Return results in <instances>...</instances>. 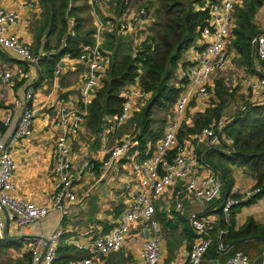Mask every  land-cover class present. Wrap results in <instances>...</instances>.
I'll list each match as a JSON object with an SVG mask.
<instances>
[{
	"label": "built area",
	"instance_id": "built-area-1",
	"mask_svg": "<svg viewBox=\"0 0 264 264\" xmlns=\"http://www.w3.org/2000/svg\"><path fill=\"white\" fill-rule=\"evenodd\" d=\"M240 1L209 0L202 6V9H207L208 17L194 41V57L184 70L186 83L181 82L179 85L181 91L172 105V114L165 121L162 136L154 146L150 141H146V150L153 147L151 155L147 157L135 148L136 141L129 135L121 138L108 151L101 161L103 172H107L122 158H128L132 164L134 177L124 185L126 202L114 223L106 231L99 230L93 235L88 244L90 255L81 262L70 260L67 264H92L93 257H106L119 251L133 226L140 222L144 223L149 231L142 243L140 258L143 264H160L161 225L156 217L155 201L164 193L173 190L171 193L173 204L176 210H181L186 196L191 201L206 203L219 197L221 181L217 173L206 163L200 165L195 154L178 146V133L190 99L198 96L210 100L212 93L209 87L210 79L228 69L233 62L234 51L227 46L232 28L235 26V8ZM90 2L99 8L105 7L103 0H90ZM128 3L129 0H124L127 10ZM153 16L151 10L139 7L131 10L128 18L124 13L106 21L100 19L97 21L92 42L79 44L77 58L82 62L86 73L81 86L82 96L75 108L62 106L60 115L56 119L55 125L61 129V133L55 137L51 152L49 175L52 191L43 203L18 197L13 180L16 163L11 149L22 139L29 137L33 131L34 110L30 102L34 96V88L31 81L25 86L23 96L13 99L12 104L17 114L16 121L12 124L11 117L9 115L5 117L3 123L6 130L0 138V240L5 238L7 223L22 227L39 222L51 210H58L61 215L68 213V208L76 200L74 186L94 167L93 162L86 160L75 173L72 172L70 137L78 136L82 129L87 104L99 87L110 63L109 51L102 46V34L107 31L125 36L131 30L139 32L150 25ZM17 19L18 13L15 10L0 5V48L8 51L14 58L36 65L37 58L31 45L8 31L9 26L15 24ZM74 24V18L70 17L68 19L70 35H75ZM250 47L252 55L264 64V31H258L251 37ZM59 69L57 66L56 74L59 73ZM13 75L10 70L0 71V82H9ZM23 78H29L28 73H24ZM248 86L253 93L260 96L261 101H264V71L251 79ZM125 90H127L126 99L122 103L120 113L111 117L103 130L105 138L130 120L137 103L144 104L150 97L149 92H144L140 88L138 81L126 86ZM209 105L208 103L207 106ZM229 121L224 116L212 118L210 123L200 130L199 137L205 139L210 147L224 144L227 146L224 151H231L229 146L232 139L225 131ZM177 184L179 187L174 188ZM257 191V188L232 191L223 203V214L226 216L232 205L245 202ZM187 220L193 239L187 253L186 264H201L204 254L212 243L209 231L218 227L219 217L213 213L192 212ZM65 232L64 228L59 227L48 234L30 237V257L27 264H53L58 257V242ZM219 233L220 236L225 235L227 230L220 229ZM228 247L220 239L217 252L226 251ZM83 248L78 246L79 250ZM225 264L251 263L249 256L239 250L231 254ZM259 264H264V256L261 257Z\"/></svg>",
	"mask_w": 264,
	"mask_h": 264
},
{
	"label": "crops",
	"instance_id": "crops-1",
	"mask_svg": "<svg viewBox=\"0 0 264 264\" xmlns=\"http://www.w3.org/2000/svg\"><path fill=\"white\" fill-rule=\"evenodd\" d=\"M103 1L106 7V1L108 0ZM136 1L138 0H129L128 10L124 6L122 12L118 14L115 12L116 0H112L111 2L113 13H107L103 7H100L103 14H108L107 17H104V21L124 13L128 18L131 10L139 8L138 5L134 3ZM86 2L88 5V12L90 11L92 15L93 27L95 29L97 21L103 19V17H101L99 12L94 11V7L96 6H94L90 0H86ZM139 2L142 3V0H139ZM29 4H31V6ZM0 5L5 8L13 9L18 13L16 23L10 25L8 31L28 42L37 58V64L32 65L24 60L12 57L8 51L0 48V71L10 70L14 74L9 82H0V138L6 130V126L3 123L5 117L9 115L12 119V124L16 121L17 114L16 108L12 104L13 99L22 97L25 86L31 81L34 88V96L30 102L34 110L33 131L29 137L22 139L11 149V154L16 163L13 180L16 187V195L18 197L32 200L37 203H43L47 200L52 191V181L49 175V168L52 160L51 152L55 137L61 133V129L55 125V122L60 115L62 106L75 108L80 103L82 96L81 86L86 75L85 68L77 57L73 58L69 54H65L56 65V67L58 66L60 68L58 74L55 73L56 68L51 74L49 70L45 69L42 59L54 54L55 50H45L42 43L36 47V25L39 23L41 14L39 13V16L36 17L37 23L35 22L36 24H32L31 12H35L37 7L41 10L39 0H0ZM152 19L153 21L149 22L150 25L147 26L152 27L153 24L155 25V17L153 16ZM253 22L258 27L259 31H264V4L257 10ZM128 34L134 45H136L138 43V39L136 38L137 32L131 30L128 31ZM102 37L103 40H105V34H102ZM49 40L50 45H54L55 38L51 37ZM52 40H54V43ZM194 43L183 53L178 68L175 70L171 80L172 83L173 79H176L173 83L175 87H180L179 85L182 81L183 84L186 83L184 70L187 63L192 61L194 57ZM103 44L104 41L102 46ZM237 55L241 56L237 53L234 55V58L237 57ZM243 65L246 69H249L251 73L246 80H238L235 79V75H231L232 83H230V86L232 87L230 88L236 87L238 89L236 92V102L242 103L243 101V104L247 101L250 103L264 102L261 101L260 96L253 93L248 86L251 79L255 78L259 72L264 71L263 62L252 55L250 65ZM24 73H28L29 78H23ZM217 78H222L228 88L226 79L228 77L214 75L209 81V87L212 92L210 100L198 96L192 97L189 101L185 116L182 118L181 126H183V124L186 127H191L193 125L194 120L190 123L185 121L187 112H202L211 106V98H213V100L215 98L214 80ZM228 90L231 89L228 88ZM208 103L210 104L209 106H207ZM229 105L233 108V100H229ZM141 106L142 104L140 103L136 104L135 111L131 118ZM172 108L171 106L170 114H172ZM153 118L152 115L151 129L157 132L160 131L161 137L165 127V121L168 117L164 120L163 125H157V122ZM109 120H111V117H107L105 127ZM84 127L83 125L78 136L70 137L72 144V172L75 173L86 160L93 162L94 167L92 171H88L83 175L81 181L74 186L76 200L70 205L68 213L65 215H61V212L58 210H51L37 223H31L22 227H15L11 223H7L5 241L2 240L4 243H0V264H27L30 257V237L39 234H48L59 227L64 228L66 232L60 238L58 248L60 245L71 247V256L68 261L77 260L81 262L82 259L90 255L88 244L93 238V235L98 233L99 230L106 231L114 223L117 214L121 211L126 202V189L124 185L133 179L134 173L132 172V164L128 158H122L113 167L108 169L107 172H103L101 161L121 138L129 134L122 133L120 135L119 130L121 126L112 135L106 138L103 135L105 127L98 134L86 131L91 136V140H93L89 144L86 141L80 140V134ZM160 137L156 141H158ZM178 146L196 156L199 148L209 147L206 140L199 137V132L187 134L181 141L178 140ZM90 148H92V150ZM202 163L205 162L200 161V165H202ZM230 168L233 179L231 192L249 190L254 187L256 181L245 166L230 165ZM177 187H179L178 184L174 188ZM172 191L170 190L164 193L155 201L156 213L158 212V214H160L164 211L168 219H172L171 210H176L172 201ZM221 194L222 189H220L219 197ZM212 203L213 201L207 203L191 201L189 197L186 196L183 199V208L176 211L181 213L185 219H187L192 212L203 214L213 213L219 217L215 212L217 207H211ZM249 217H252L260 224H264V196L252 204L242 206L238 210L235 215V228L241 226ZM157 219L159 220V218ZM159 222L161 225L160 264H186L187 253L190 249L192 240H188L187 235L181 227L171 229L165 227L161 220H159ZM145 228V224L140 222L135 224L128 234L122 247L124 256L127 258L125 264H143L140 258V250L145 238L143 233ZM219 231L220 228L218 227L211 229L209 231L210 236L213 238L212 233H214V236H216L218 240L222 239ZM5 245L8 246L3 247ZM79 245L84 247L83 250L78 249ZM217 253L218 255L211 257L206 251L201 264H225L229 255H227L226 251ZM108 256L93 257L92 264H103ZM58 258L59 254L56 259Z\"/></svg>",
	"mask_w": 264,
	"mask_h": 264
},
{
	"label": "trees",
	"instance_id": "trees-1",
	"mask_svg": "<svg viewBox=\"0 0 264 264\" xmlns=\"http://www.w3.org/2000/svg\"><path fill=\"white\" fill-rule=\"evenodd\" d=\"M206 1L209 0H156L154 15L161 17L162 21L136 45L132 40H126L116 32L107 33L109 39L105 47L109 51L110 63L86 107L84 124L88 131L94 134L100 133L106 125L107 117L120 113L122 103L126 99V86L138 81L140 88L144 92H149L150 97L136 113L134 118L136 127L132 137L136 141L135 148L139 149L144 157L151 155L153 147L146 150V141H150L154 146L161 135L160 131L151 129L152 110L169 109L180 92V87H175L170 81L183 53L194 43L200 29L206 23L208 12L207 9H202ZM39 4L41 18L36 25L35 42L36 47L42 43L45 50H55L54 54L42 59L45 69L51 74L65 54L73 58L78 57L79 44L91 43L95 29L84 24L82 14L83 11L88 10L86 1L84 5H79L77 0H39ZM263 4L264 0H241L236 5L235 26L231 31L232 46L241 55L243 64L250 63V39L259 31L253 20ZM124 6V0H116L115 12L121 13ZM70 17L75 21L73 27L75 35H70L68 32ZM51 37L55 38L54 45H50ZM235 91L237 92L236 87L228 90L222 78L215 79V98L211 106L196 113L191 127L183 125L180 128L179 140L181 141L189 133L200 132L212 118L223 116L229 100L234 99ZM231 116L225 126L226 133L232 139L229 146L231 151H224L227 147L224 144L197 150L198 160L207 163L221 181L222 194L218 199L213 200L211 207H217L215 212L219 216L218 228L227 230L221 239L226 246L237 239L264 236V224L256 222L252 217L235 228V215L238 210L264 196V102L247 101ZM230 165L245 166L256 181L253 188H257L258 191L245 202L232 205L225 216L222 206L231 194L233 184ZM171 212L172 219L166 218L164 211L160 214L157 212L156 216L165 227L171 229L181 227L188 240H192L193 233L187 219L174 209ZM212 235V243L207 249L211 257L218 255L217 248L220 241L214 233ZM71 250V247L60 245L59 258L55 259L53 264H66L71 256ZM239 250L245 252L249 256L250 263L254 264L256 260H261L264 254V242L258 239L242 241L228 247L226 253L230 256Z\"/></svg>",
	"mask_w": 264,
	"mask_h": 264
},
{
	"label": "rangeland",
	"instance_id": "rangeland-1",
	"mask_svg": "<svg viewBox=\"0 0 264 264\" xmlns=\"http://www.w3.org/2000/svg\"><path fill=\"white\" fill-rule=\"evenodd\" d=\"M86 0H77V3H79V5H84ZM132 1V0H131ZM141 1V0H140ZM155 1L156 0H142V3L138 1L134 2L135 4L138 5V7H145L147 10H151L154 14V11L156 10V6L157 4H155ZM112 0H108L106 1V7H104V10L107 12V13H113V7L111 6ZM94 11L96 12H99L101 17H103L102 21H104V17H107L108 14H103L102 11L100 10V8H98V6L94 7ZM39 13L41 14V10L37 7L36 11L35 12H31V16H32V24H34L35 22L37 23L36 21V17L39 16ZM82 16L84 17V20H85V25H87V27H91V26H94L93 24V20H92V15L90 14V11L88 12V10L86 9L85 11H83V14ZM155 19H156V22H155V25L153 24L152 27L150 26H146L145 29L141 30L140 32H137V35H136V38L138 39V43L144 39L147 35H149L152 31H154L155 28H157L159 25H160V22L162 21L161 17H158L156 15H154ZM35 23V24H36ZM34 30V28H33ZM105 34V40L104 41V44L103 46L106 45L108 39H109V34H107V31ZM129 34H126V36L124 37L126 40H132L129 38L128 36ZM232 39H233V36L231 35L229 37V40H228V48L230 50H233L234 51V48L232 46ZM52 42L54 43V40H52ZM105 48V47H104ZM106 49V48H105ZM235 54H237L236 51H234ZM249 54H250V62H251V56H252V52H251V47L249 49ZM250 65V63H249ZM250 73V70L249 69H246L243 65V63L241 62V56H238L235 57L233 59V64L230 68L226 70H224V72H220V73H217L216 75H222L223 77H228L226 78L227 79V83H228V88L229 89H233V88H230L232 86H230V83L231 82V78L232 76L231 75H235V79H241V80H246L248 78ZM175 78L173 79V82L172 84L175 82ZM171 82V81H170ZM235 88V87H234ZM238 90V89H237ZM251 94V93H250ZM237 97V94H236V91H235V96H234V99H233V102H234V105H233V108L232 106H230L228 104V106L224 109V114L223 116L228 118V119H231V115L234 114V112L239 108V106H241L243 104V101L242 103L240 102H236V98ZM239 101V100H238ZM211 102H213V98H211ZM143 105V104H142ZM230 107V108H228ZM155 110H152V115H153V119H155V121L157 122V125L161 124L163 125L164 123V120L169 117L171 114V109H157V108H154ZM234 109V110H233ZM139 111L136 110V112L134 113V116L131 118L130 121H128L126 124H123L121 125V128L119 130V134L121 135L122 133H127L129 134L130 137H132V132L134 133V130H135V127H136V123H135V116H136V113ZM158 112V113H157ZM196 113H190V112H187L186 114V120L187 122H191L193 121L195 118H196ZM85 126V124H83ZM184 125V124H183ZM182 127V126H181ZM180 130V129H179ZM88 131L86 127L83 128V130L81 131V134H80V140H83V141H86L87 143H91L93 140H91V136L89 135ZM92 150V148H90ZM165 236H166V233H165ZM0 243H4L2 241H0ZM8 245H5L3 247H6ZM1 248V246H0ZM127 261V258L124 256V250L123 248H121V250L115 254H111L110 256H108L106 259H105V262L103 264H125Z\"/></svg>",
	"mask_w": 264,
	"mask_h": 264
},
{
	"label": "water",
	"instance_id": "water-1",
	"mask_svg": "<svg viewBox=\"0 0 264 264\" xmlns=\"http://www.w3.org/2000/svg\"><path fill=\"white\" fill-rule=\"evenodd\" d=\"M143 233H144V236L147 237L148 233H149L148 229L145 228L143 230ZM253 239H258V240H261L264 242V236H254V237H247V238H241V239L234 240V241L230 242L229 247L234 245V244H237L239 242L246 241V240H253ZM263 256H264V254H263ZM259 262H260V259L256 260L254 264H259Z\"/></svg>",
	"mask_w": 264,
	"mask_h": 264
}]
</instances>
